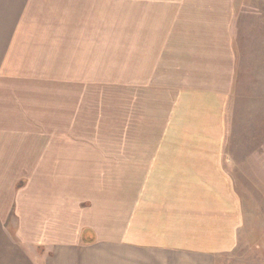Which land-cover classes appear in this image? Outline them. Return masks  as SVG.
I'll list each match as a JSON object with an SVG mask.
<instances>
[{"label": "crops", "instance_id": "crops-1", "mask_svg": "<svg viewBox=\"0 0 264 264\" xmlns=\"http://www.w3.org/2000/svg\"><path fill=\"white\" fill-rule=\"evenodd\" d=\"M245 91L263 123L264 0H0V264H217Z\"/></svg>", "mask_w": 264, "mask_h": 264}, {"label": "rangeland", "instance_id": "rangeland-1", "mask_svg": "<svg viewBox=\"0 0 264 264\" xmlns=\"http://www.w3.org/2000/svg\"><path fill=\"white\" fill-rule=\"evenodd\" d=\"M117 25V22H116ZM116 35L122 36L121 28H115ZM103 94V93H100ZM239 107L231 109L228 118V146L227 149L241 150L257 148L264 152V121L259 123L251 117L250 106L253 105L254 94L245 91L240 93ZM260 99H264L263 97ZM256 130V131H253ZM260 132V133H259ZM252 133L258 139L253 137ZM236 134H245L246 137H239ZM261 137V138H260ZM248 144V145H247ZM244 154L247 152L244 151ZM246 160L247 157H243ZM253 160L252 169L256 166L259 173H240L239 167L235 165V178L238 180V188L243 197L244 225L240 233L237 247L228 253L221 254L217 264H264V156Z\"/></svg>", "mask_w": 264, "mask_h": 264}, {"label": "trees", "instance_id": "trees-1", "mask_svg": "<svg viewBox=\"0 0 264 264\" xmlns=\"http://www.w3.org/2000/svg\"><path fill=\"white\" fill-rule=\"evenodd\" d=\"M88 230H86L85 232H87Z\"/></svg>", "mask_w": 264, "mask_h": 264}]
</instances>
